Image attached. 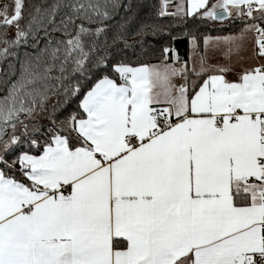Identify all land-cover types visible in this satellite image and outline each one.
I'll return each instance as SVG.
<instances>
[{
  "label": "snow or ice",
  "instance_id": "6c2138e0",
  "mask_svg": "<svg viewBox=\"0 0 264 264\" xmlns=\"http://www.w3.org/2000/svg\"><path fill=\"white\" fill-rule=\"evenodd\" d=\"M142 7L0 0V60L35 46L0 80V264H264V0H161L158 18L239 23L183 33L191 83L167 45L156 65L95 55L107 21ZM169 27L135 35L175 41ZM49 29L65 39L40 47Z\"/></svg>",
  "mask_w": 264,
  "mask_h": 264
},
{
  "label": "trees",
  "instance_id": "16d2710c",
  "mask_svg": "<svg viewBox=\"0 0 264 264\" xmlns=\"http://www.w3.org/2000/svg\"><path fill=\"white\" fill-rule=\"evenodd\" d=\"M57 0H26V3L31 4H40L46 3L48 5L56 3ZM161 0H132L133 4H143L144 7L137 9L136 14L133 16L131 20H128V17L132 14L125 13L123 9H121V13L112 20L107 21L109 25L107 29V44L104 43V38L102 37L100 40V44L98 46V50L95 55H104L107 53L111 59L114 60H121L124 59L129 63H132L134 66H137L139 63H146V64H157L160 63L162 60L161 56V46L167 45L171 48L176 49V52L179 55V61L186 64L189 58V42L186 37L183 36L185 31H195L197 34H206L212 36H221L234 33L239 28V23H236V27H232L229 22L225 21L223 24L219 21L217 22H193L192 20L179 21L174 20L172 18H158L155 15L156 9L159 7ZM123 3H128V0H123ZM126 24V29L122 30L120 25ZM143 22H152V23H159L161 25L170 26L167 30L171 32L173 36H176L177 39L175 41L171 40V37L162 38V37H154L152 35H147L144 37L135 35V32L139 29L141 23ZM86 27H90L93 30L100 26L97 24H88L85 22ZM123 32L122 39H116L115 42L114 38L117 37L119 34ZM41 40H40V47H43L45 43V39L48 40H57V39H65V36L61 32H52L49 29V34L45 38V33L41 31L39 33ZM11 38H14V33L11 34ZM143 41V43H141ZM125 42L127 45L131 47H126ZM26 45L27 48H21L19 50V61L16 64L17 56H9L6 60H0V80L4 79L6 73L11 74L14 72V68L16 66V76H19L20 72V60L23 58L25 52H34L35 46L32 43L31 38L28 39L27 43H22L20 46ZM3 47V45H0ZM18 55V48L14 49ZM95 58V56H93ZM171 60V57L167 62ZM11 63L13 65L12 69H9L8 65ZM188 72V79L193 77V74L187 69ZM14 78V79H15ZM6 94L3 91H0V97ZM51 103L55 102V98L50 101ZM78 103V99L73 98L71 103L67 106H62L61 110H58V115L60 111H63V115H67L69 112L75 110L76 104ZM60 118H63L61 116ZM41 123L46 124L48 121L42 120Z\"/></svg>",
  "mask_w": 264,
  "mask_h": 264
},
{
  "label": "crops",
  "instance_id": "0c3cea01",
  "mask_svg": "<svg viewBox=\"0 0 264 264\" xmlns=\"http://www.w3.org/2000/svg\"><path fill=\"white\" fill-rule=\"evenodd\" d=\"M172 10H174V9H172ZM231 34H233V33H231ZM231 34H227V35H231ZM227 35H221V36H227ZM251 48H252V44L249 43V44L247 45V50L241 53V55H242L245 59L242 60V61H240L239 63L236 64V71H240V70H242V68H244V67H251V66H254V65H255L256 61H253V60H251V59H248V57L251 56ZM190 56H191V55H190V49H189V57H190ZM193 61H194V60L191 61V59L188 58L187 69H188L191 73H192V70H193L194 67H195V68H198V67H199L198 63H197L196 61H194V62H193ZM236 61H237V57L234 56V57H233V62L236 63ZM216 62H217V61H213V63H216ZM219 62H220V63H225V61H224L223 59H220ZM168 63H169V64H173L174 67H180V66H184V65H185L184 63H182V62H180V61H179L178 64H174L172 58H171V60H170ZM157 64H159V63H157ZM151 65H156V64H151ZM228 78H229V79H234V74H230V75L228 76ZM191 79L194 80V79H197V77L193 75V77H192ZM191 81H192V80H190V82H191ZM172 82H173V83H177V84H179V83H183L184 81L180 78L179 75H177V76H175V77L172 78ZM190 82H189V83H190Z\"/></svg>",
  "mask_w": 264,
  "mask_h": 264
},
{
  "label": "water",
  "instance_id": "95a60500",
  "mask_svg": "<svg viewBox=\"0 0 264 264\" xmlns=\"http://www.w3.org/2000/svg\"><path fill=\"white\" fill-rule=\"evenodd\" d=\"M118 16V15H117ZM116 16V17H117ZM21 48H27V46L26 45H23V46H19L18 47V55H17V58H16V64L18 63V61H19V50L21 49ZM34 51H35V49H34ZM16 71H17V68H16V66H15V68H14V73H15V76H16ZM15 76H13V79L15 78Z\"/></svg>",
  "mask_w": 264,
  "mask_h": 264
},
{
  "label": "rangeland",
  "instance_id": "374dc122",
  "mask_svg": "<svg viewBox=\"0 0 264 264\" xmlns=\"http://www.w3.org/2000/svg\"><path fill=\"white\" fill-rule=\"evenodd\" d=\"M189 47H190V55H192V49H191V46H190V44H189ZM191 61H192V59H191ZM194 62V61H193ZM198 69V68H197ZM190 80H193V79H190ZM195 80V79H194ZM191 83V82H190Z\"/></svg>",
  "mask_w": 264,
  "mask_h": 264
}]
</instances>
